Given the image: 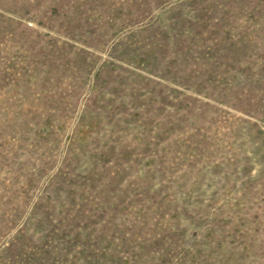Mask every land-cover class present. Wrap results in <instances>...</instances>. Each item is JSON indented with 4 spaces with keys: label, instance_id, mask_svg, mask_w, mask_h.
<instances>
[{
    "label": "rangeland",
    "instance_id": "374dc122",
    "mask_svg": "<svg viewBox=\"0 0 264 264\" xmlns=\"http://www.w3.org/2000/svg\"><path fill=\"white\" fill-rule=\"evenodd\" d=\"M0 264H264V0H0Z\"/></svg>",
    "mask_w": 264,
    "mask_h": 264
}]
</instances>
